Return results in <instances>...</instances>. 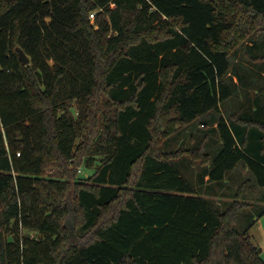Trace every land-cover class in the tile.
<instances>
[{
	"label": "trees",
	"instance_id": "trees-1",
	"mask_svg": "<svg viewBox=\"0 0 264 264\" xmlns=\"http://www.w3.org/2000/svg\"><path fill=\"white\" fill-rule=\"evenodd\" d=\"M256 186L264 0H0V264H264Z\"/></svg>",
	"mask_w": 264,
	"mask_h": 264
},
{
	"label": "rangeland",
	"instance_id": "rangeland-1",
	"mask_svg": "<svg viewBox=\"0 0 264 264\" xmlns=\"http://www.w3.org/2000/svg\"><path fill=\"white\" fill-rule=\"evenodd\" d=\"M49 64L53 66L52 61H50ZM176 135H178V138L174 140L173 142L169 143L171 150L178 151L179 149H189L192 147V145H194L193 144L194 140H191L192 137L194 136L192 137H190V135L186 136L188 134H186L184 131L183 132L180 131ZM97 166L98 164L94 165L93 167L96 168ZM94 168L93 169L79 168L78 174L80 176V181L81 182L87 181V179L90 178L94 174ZM242 182H239V184L237 185H233L234 186L233 188H235V191L238 189V187H240ZM256 187H257V190L252 189L250 187L247 188V189H252L251 190L252 192L249 194L248 199H246V197L244 196V201L254 205V208L249 209L242 213L240 220H239V224H238V228H239L238 230L243 229L245 224L248 222L250 218H252L251 220L259 219L251 231V236H252L253 243L258 248L261 249L262 251L261 256H262V259L264 260V214L259 217L260 211L264 209V201L261 199V194L258 192V189L260 191L262 189H260L258 186ZM220 206H222V204ZM225 208L226 206L224 207L222 206L220 209L224 210Z\"/></svg>",
	"mask_w": 264,
	"mask_h": 264
},
{
	"label": "water",
	"instance_id": "water-1",
	"mask_svg": "<svg viewBox=\"0 0 264 264\" xmlns=\"http://www.w3.org/2000/svg\"><path fill=\"white\" fill-rule=\"evenodd\" d=\"M17 52L19 54V58H20L21 63L24 66H29L31 63V60L28 57V55L21 48H17Z\"/></svg>",
	"mask_w": 264,
	"mask_h": 264
},
{
	"label": "built area",
	"instance_id": "built-area-1",
	"mask_svg": "<svg viewBox=\"0 0 264 264\" xmlns=\"http://www.w3.org/2000/svg\"><path fill=\"white\" fill-rule=\"evenodd\" d=\"M95 12H93V13H91V15H90V19L93 21L94 20V18H95Z\"/></svg>",
	"mask_w": 264,
	"mask_h": 264
}]
</instances>
